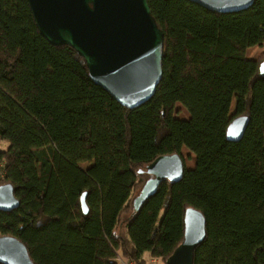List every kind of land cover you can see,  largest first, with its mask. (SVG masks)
<instances>
[{
	"label": "trees",
	"instance_id": "1",
	"mask_svg": "<svg viewBox=\"0 0 264 264\" xmlns=\"http://www.w3.org/2000/svg\"><path fill=\"white\" fill-rule=\"evenodd\" d=\"M147 3L164 35L162 77L129 110L72 48L40 34L26 0H0V186L19 202L0 211V236L19 240L33 264H143L144 254L166 264L192 208L205 220L193 264H264V75L246 58L264 44V0L229 14L188 0ZM176 104L188 119L174 117ZM239 116L248 125L230 142ZM183 148L193 168L184 164L179 182L163 181L134 213L146 166L183 160ZM130 213L124 241L116 231Z\"/></svg>",
	"mask_w": 264,
	"mask_h": 264
},
{
	"label": "water",
	"instance_id": "2",
	"mask_svg": "<svg viewBox=\"0 0 264 264\" xmlns=\"http://www.w3.org/2000/svg\"><path fill=\"white\" fill-rule=\"evenodd\" d=\"M40 34L53 46H68L81 57L91 80L122 107L133 110L148 102L162 77L164 35L153 20L147 0H26ZM209 11L229 14L249 9L255 0H188ZM264 75V60L259 64ZM248 118H234L226 139H242ZM184 173L180 155L161 156L146 166L148 179L132 199L139 211L163 181L179 182ZM82 209H87L82 197ZM10 184L0 186V211L17 209ZM205 239L203 215L189 208L184 237L166 264H193V252ZM0 264H33L16 238L0 236Z\"/></svg>",
	"mask_w": 264,
	"mask_h": 264
},
{
	"label": "rangeland",
	"instance_id": "3",
	"mask_svg": "<svg viewBox=\"0 0 264 264\" xmlns=\"http://www.w3.org/2000/svg\"><path fill=\"white\" fill-rule=\"evenodd\" d=\"M253 54H255L254 57H256V59L259 61V63L262 62L264 60V44L261 47H254L253 50H250L247 53V55L250 57H252ZM249 60H251V59H249ZM234 104H235V102H234V100H232L231 107H230V116H232V114L234 112ZM174 117L176 119H179V120H186V119H188L189 115L182 105L176 104ZM181 153H182V157L184 160L185 167L187 169L193 168V166H194V155L191 152H189L186 148H183ZM89 166H90L89 164H81L80 165V167L83 169H87ZM147 179H148V176L143 174L142 181L144 182ZM140 189L141 188L139 187L137 190H135L133 198L138 195ZM126 216H128V215H125L124 217H126ZM160 217H161V215H160ZM145 256L146 255H144V257Z\"/></svg>",
	"mask_w": 264,
	"mask_h": 264
},
{
	"label": "crops",
	"instance_id": "4",
	"mask_svg": "<svg viewBox=\"0 0 264 264\" xmlns=\"http://www.w3.org/2000/svg\"><path fill=\"white\" fill-rule=\"evenodd\" d=\"M253 48H254V47L249 48V49L246 51V58L255 61V60H257L256 57H254L255 54H253L252 57H250V56L247 55L248 51L253 50ZM6 146H7V143H5V142H3V141L0 140V150L5 149ZM130 219H131V213H130L128 216H126V217H122V220H121V222H120V224H119V226H118V229H117V231H116V235H117L120 239H122V240H124V241H125L126 238H127L126 225H127V223H129ZM144 255H146V256H145V257H144V256L142 257L143 260L147 259L148 256H149V254H144Z\"/></svg>",
	"mask_w": 264,
	"mask_h": 264
},
{
	"label": "built area",
	"instance_id": "5",
	"mask_svg": "<svg viewBox=\"0 0 264 264\" xmlns=\"http://www.w3.org/2000/svg\"><path fill=\"white\" fill-rule=\"evenodd\" d=\"M1 174V172H0ZM117 264H135L134 262H126L120 258L116 259ZM143 264H159V260L157 258L152 257L151 255L148 256L147 259L144 260Z\"/></svg>",
	"mask_w": 264,
	"mask_h": 264
}]
</instances>
